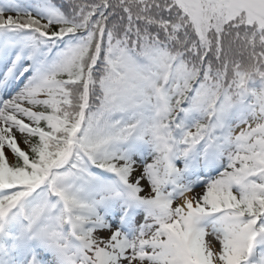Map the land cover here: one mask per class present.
<instances>
[{
  "label": "snow or ice",
  "instance_id": "obj_1",
  "mask_svg": "<svg viewBox=\"0 0 264 264\" xmlns=\"http://www.w3.org/2000/svg\"><path fill=\"white\" fill-rule=\"evenodd\" d=\"M0 264H264V0H0Z\"/></svg>",
  "mask_w": 264,
  "mask_h": 264
},
{
  "label": "rangeland",
  "instance_id": "obj_2",
  "mask_svg": "<svg viewBox=\"0 0 264 264\" xmlns=\"http://www.w3.org/2000/svg\"><path fill=\"white\" fill-rule=\"evenodd\" d=\"M209 239H211V237H209ZM218 246V245H217Z\"/></svg>",
  "mask_w": 264,
  "mask_h": 264
}]
</instances>
